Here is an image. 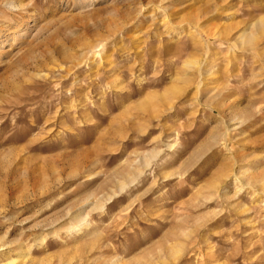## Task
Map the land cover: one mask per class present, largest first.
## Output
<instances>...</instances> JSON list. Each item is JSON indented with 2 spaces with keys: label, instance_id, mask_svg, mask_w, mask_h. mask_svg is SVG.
Returning a JSON list of instances; mask_svg holds the SVG:
<instances>
[{
  "label": "rangeland",
  "instance_id": "374dc122",
  "mask_svg": "<svg viewBox=\"0 0 264 264\" xmlns=\"http://www.w3.org/2000/svg\"><path fill=\"white\" fill-rule=\"evenodd\" d=\"M0 264H264V0H0Z\"/></svg>",
  "mask_w": 264,
  "mask_h": 264
},
{
  "label": "bare ground",
  "instance_id": "6f19581e",
  "mask_svg": "<svg viewBox=\"0 0 264 264\" xmlns=\"http://www.w3.org/2000/svg\"><path fill=\"white\" fill-rule=\"evenodd\" d=\"M132 181V180H131ZM131 181H129V182H131ZM134 181V180H133Z\"/></svg>",
  "mask_w": 264,
  "mask_h": 264
}]
</instances>
